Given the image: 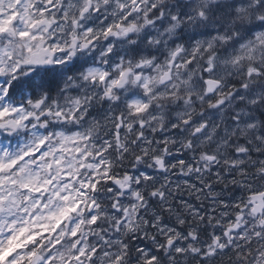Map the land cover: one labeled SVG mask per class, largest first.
Masks as SVG:
<instances>
[{
    "label": "snow or ice",
    "instance_id": "1",
    "mask_svg": "<svg viewBox=\"0 0 264 264\" xmlns=\"http://www.w3.org/2000/svg\"><path fill=\"white\" fill-rule=\"evenodd\" d=\"M0 264H264V0H0Z\"/></svg>",
    "mask_w": 264,
    "mask_h": 264
}]
</instances>
